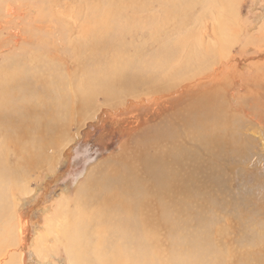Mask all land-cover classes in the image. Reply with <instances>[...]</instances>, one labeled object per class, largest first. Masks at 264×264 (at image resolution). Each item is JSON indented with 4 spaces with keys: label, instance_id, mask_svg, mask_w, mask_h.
<instances>
[{
    "label": "bare ground",
    "instance_id": "bare-ground-1",
    "mask_svg": "<svg viewBox=\"0 0 264 264\" xmlns=\"http://www.w3.org/2000/svg\"><path fill=\"white\" fill-rule=\"evenodd\" d=\"M54 3L51 0L48 5L53 9ZM64 3L60 22L66 23V34L59 44L69 50V60L65 63L59 53H49L54 45L51 41L42 43L41 52L47 58L42 53L34 58L36 54L28 50L25 61L5 62L0 70V264H14L7 248L13 237L10 232L18 231L23 220L22 199L34 179L53 173L52 156L63 150L74 119L80 124L97 111H114L124 103L121 112L131 106L136 111L147 110L135 127L156 136L155 155L143 166L145 159L139 158L150 146L149 140L140 138L142 152L138 141L136 145L132 142L133 150L120 158V165L104 168L103 164L101 170H91L74 199L59 204L56 218L47 222L49 232L45 236L36 232V246L48 241L53 247L61 244L70 264H220L213 254L201 252V240L208 241V237L192 225V219L195 206H200L198 213L209 211L202 200L219 199L212 189L221 184V163H230L231 135L224 131L232 123L225 120L216 101L227 78L222 74L228 55L217 54L215 65L200 56L215 55L213 46L202 49L206 41H213L218 49L224 45L233 0ZM13 12L7 6L6 15ZM39 17L40 22L46 20L44 15ZM88 29V39L100 42L101 47L106 44L104 39L112 37L107 54L97 48L84 49L88 43L81 36ZM239 34L234 30V36ZM63 65L73 72L62 70ZM74 89L79 92L75 94ZM152 104L156 108L149 109ZM150 204L163 215L167 212L165 235L158 248L149 240L153 229L141 227L148 220L141 223L138 218L151 212ZM172 204L179 213L177 219L171 218ZM170 241L173 250L169 253ZM238 255H234V264H247L246 256L240 260ZM21 261L25 263V258Z\"/></svg>",
    "mask_w": 264,
    "mask_h": 264
},
{
    "label": "rangeland",
    "instance_id": "rangeland-1",
    "mask_svg": "<svg viewBox=\"0 0 264 264\" xmlns=\"http://www.w3.org/2000/svg\"><path fill=\"white\" fill-rule=\"evenodd\" d=\"M53 1L55 3L52 9L51 5H48L51 0H0V70L5 62L11 64L13 60L25 61L30 54L28 50L36 54L34 58H39V53L40 55L42 53V58H47V55L41 52L42 43L51 41L54 45L49 53L54 56L59 53L58 58L65 63L69 60V50L66 51L64 46L59 44L60 37L66 34L64 32L66 23L60 22V13L66 10L65 0ZM76 1L80 3L82 0ZM7 6L13 9L12 16L6 15ZM67 9L72 11L71 7ZM228 10H232V17L231 21L225 23L228 24V31L224 37V45L218 49L213 41H206L202 49L205 46H213L215 55L207 57L205 54L206 57L203 55L200 57L204 58V62L209 60L215 65L220 54L228 55L222 74V77L227 78L219 87L222 89H219L221 95L216 100L219 106H216L220 108L221 114H224L225 120L229 118L228 121L232 123V126L224 131L231 135L228 141L230 163L224 164L230 169L226 170L221 163L219 174L223 176L222 179H226L220 180L221 184L218 186L220 191L212 189L214 191L212 195L218 194L219 199L216 196H208L210 199L208 203L201 201L208 205L209 211L198 213L200 206H195L197 213L194 214L192 225L200 228L208 237V241L204 238L201 240V252L213 254L220 264H234L236 253L239 255L246 253L240 256V260L242 256H246L247 264H264V0H233L231 9ZM228 10L226 12H229ZM41 15L45 16L47 22L45 19L40 22ZM71 19L75 18L71 16ZM234 30L240 32L238 37L234 36ZM89 31L90 29L81 36V38L86 36L88 43L83 46L84 49L88 51L97 48L98 52L107 54L112 37L104 39L106 44L101 47L100 42L88 39ZM78 41L83 44V41ZM54 56L51 55L50 58L53 59ZM67 69L68 72H73L72 67L62 66V70ZM74 92L77 94L79 91L74 89ZM125 106L126 103L115 107L114 111H97L93 118L86 119L80 124L77 118L71 123L63 150L58 151L55 158L52 156L55 161L50 171L53 170V173L34 179L28 196L22 199L20 212L23 220H20L22 223H19L18 231L15 228V233L10 232L13 237H10V247L7 248L14 264H22L23 257L25 258L23 264H39L45 260V264H70V258L61 244L53 247L48 241V244L45 243L38 248L36 242L39 237L36 236V232H40L38 234H41L40 236H45L44 233L48 231L47 222L56 218L62 200L70 202L74 199L77 189L85 183L91 170L99 171L103 164L104 168L108 164L109 166L114 164V167L120 165L118 164L120 158L133 150L132 142L136 145L138 141L140 146L138 150L142 152L140 138L149 140L146 142L150 146L149 151L139 159H145L142 162L143 166L146 161H151L152 155H155L153 141L156 136L153 138L144 130L138 132L139 128L135 127L137 121H142L147 110H143L141 106L142 110L136 111L131 106L127 112H121ZM153 107L156 108L152 104L149 109ZM224 152L222 151V156L225 157ZM241 155H244L243 161ZM213 163L220 167L216 160ZM150 208L151 212L144 214L146 217L139 214L138 218L141 223L148 220L145 225L141 224V227L153 229L149 240L154 248H158L161 236L165 235L167 212L165 210L163 215L154 204H150ZM43 209H47L48 212L43 214ZM170 214L172 219L179 217L174 204L170 207ZM188 219L189 212L185 217L186 221ZM173 233H178V230H174ZM221 235L226 236L222 238ZM53 239L56 241V238ZM172 245L170 241L166 246L169 253L173 250ZM36 248L39 253L36 252Z\"/></svg>",
    "mask_w": 264,
    "mask_h": 264
}]
</instances>
